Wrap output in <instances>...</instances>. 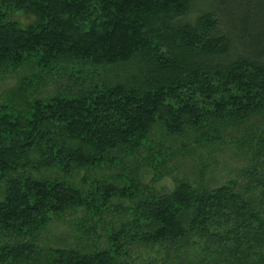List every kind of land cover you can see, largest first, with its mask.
Returning <instances> with one entry per match:
<instances>
[{"label": "trees", "instance_id": "1", "mask_svg": "<svg viewBox=\"0 0 264 264\" xmlns=\"http://www.w3.org/2000/svg\"><path fill=\"white\" fill-rule=\"evenodd\" d=\"M12 8L34 20L22 27ZM72 64L105 71L85 81L67 77ZM20 70L0 102V264H134L155 247L160 264H264V133L251 122L264 112V0H0V76ZM55 71L68 86L44 92ZM159 127L197 158L239 142L249 167L212 186L203 157L160 191L168 157L146 141ZM78 210L77 246L41 244ZM191 247L202 254L186 262Z\"/></svg>", "mask_w": 264, "mask_h": 264}, {"label": "rangeland", "instance_id": "2", "mask_svg": "<svg viewBox=\"0 0 264 264\" xmlns=\"http://www.w3.org/2000/svg\"><path fill=\"white\" fill-rule=\"evenodd\" d=\"M10 13L9 18L11 20H15L19 22V24L22 27L27 26L31 21L34 20V16L26 14L20 10L16 9H10L8 11ZM111 69V68H110ZM82 70L81 76H86L85 81L88 79L95 77V74L98 72V74H104L105 69L104 68H96L90 65H75L72 64V67L70 66L67 71V77H69L73 72ZM109 70V69H108ZM64 72V71H63ZM30 75L28 71L20 70L17 73L13 74H5L0 76V102L5 103V94L9 93V90H11L14 85H16L21 77L25 75ZM53 74V75H52ZM77 74V73H75ZM97 74V75H98ZM112 75L115 74V72L112 70L111 72ZM96 75V76H97ZM100 76V75H99ZM62 77L59 75L56 71L51 74H46V80L42 83L43 86V91L45 92H51L54 93L56 92L57 86H61V88H66V85L68 84L64 83L61 85L59 78ZM56 83V84H55ZM253 120L251 121L253 126L255 128L261 129L262 133H264V112L262 114H258L252 118ZM248 126V124H247ZM248 131V130H247ZM166 130L163 128H156L154 130V133L151 134V136L146 140L147 143L149 144H154L155 147L153 152H164V154L168 157L167 162L165 163L166 167H168L169 173L171 172L170 176L164 177L159 183L156 184V187L160 191H169L175 187V181H174V176H179V177H193L192 174L195 172L197 169H201L202 165L204 167V170L206 169V166L202 164L203 157L207 161H210V166H208L207 173L205 176L206 181H208L211 184V179H213V176L215 179L219 182H227L229 179H237V176L239 174L238 170H244L249 167V164L246 162L249 161V155H244L242 154L240 148H239V142L236 141H231L226 140L223 145H218V148L216 150H210L204 148V149H199L197 150V154L202 155L200 158H197L194 156L192 153H189L186 149H188V143H181L179 142H169L167 145V141L169 140L170 136L166 134ZM242 134V130L235 131V135L240 136ZM147 144V145H148ZM161 144H166L165 147H161ZM238 144V145H237ZM193 148V147H191ZM185 150V151H184ZM170 152H173L174 158L171 160L170 157ZM193 152V151H192ZM209 152H214V153H209ZM241 153V154H240ZM157 156V155H156ZM166 158V157H165ZM210 158V159H209ZM153 169L155 170V167L151 165L148 167H145L142 175L143 179L146 183H152V178L154 177L153 175ZM203 170V169H202ZM201 170V171H202ZM199 171V170H198ZM47 172H43V174H46ZM103 173L111 180L114 181V178H116L113 174V171L110 169H103L101 176H103ZM38 174V173H36ZM164 174V173H163ZM83 176V175H82ZM91 176V173L90 175ZM76 183L82 182L81 176H76L75 180ZM92 181V180H91ZM244 181V180H243ZM243 183V182H241ZM215 184V183H213ZM211 184L212 186H214ZM119 204V203H116ZM125 205L126 207L130 204L129 202H123L120 203ZM82 210H78L75 212H72V214H69L66 216L64 220H55L54 222L51 223V225L46 229L45 233L43 234V239L41 244L44 245H67V244H75L74 246H77L78 239L83 236V233L80 230V227L78 225L79 219L83 217ZM107 221L110 223V219L107 218ZM103 232L102 230H99V235L102 236ZM97 234L93 235V238L91 240L97 241L98 238ZM85 235H84V238ZM99 241V240H98ZM105 240L99 241V244L102 246H105ZM198 248H188L182 252V257L185 258L186 262H193L195 259L198 258V256H201L202 253H200ZM160 247H155V248H142L137 250V252H132V257H133V263L134 264H155L156 261H158V264L161 262V257H160Z\"/></svg>", "mask_w": 264, "mask_h": 264}]
</instances>
